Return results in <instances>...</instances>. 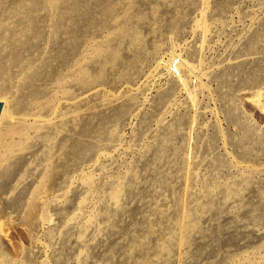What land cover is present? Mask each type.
<instances>
[{
  "label": "rangeland",
  "instance_id": "obj_1",
  "mask_svg": "<svg viewBox=\"0 0 264 264\" xmlns=\"http://www.w3.org/2000/svg\"><path fill=\"white\" fill-rule=\"evenodd\" d=\"M0 264H264V0H0Z\"/></svg>",
  "mask_w": 264,
  "mask_h": 264
},
{
  "label": "water",
  "instance_id": "obj_2",
  "mask_svg": "<svg viewBox=\"0 0 264 264\" xmlns=\"http://www.w3.org/2000/svg\"><path fill=\"white\" fill-rule=\"evenodd\" d=\"M2 107H3V104H2V102L0 101V113H1Z\"/></svg>",
  "mask_w": 264,
  "mask_h": 264
}]
</instances>
